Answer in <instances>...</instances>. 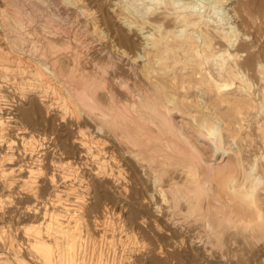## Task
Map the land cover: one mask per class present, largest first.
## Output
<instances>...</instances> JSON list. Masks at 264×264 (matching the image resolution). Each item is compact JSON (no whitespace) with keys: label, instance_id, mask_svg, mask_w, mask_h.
<instances>
[{"label":"bare ground","instance_id":"bare-ground-1","mask_svg":"<svg viewBox=\"0 0 264 264\" xmlns=\"http://www.w3.org/2000/svg\"><path fill=\"white\" fill-rule=\"evenodd\" d=\"M25 1L0 0V264H140L141 260L144 264H168L162 257L181 264L161 248L156 254L159 259H151L154 250L148 251L145 238L119 217L126 209L130 181L127 170L109 157L108 144L130 150L143 175L139 185L145 182L153 191L150 202L159 199L166 205L162 208L155 203L157 215L165 218L167 228L182 235V242L187 239L201 263L211 264L216 258L206 248L215 245L226 248L227 252H217L223 264H264V255L254 259L253 247L257 245L254 239L264 235V169L259 172L254 159L245 167L247 159L236 143L243 130L254 126V137L259 138V142L254 139V151L264 150V12L251 18L255 37L248 44L229 19L222 23L208 13L213 7L225 6L227 0H198L203 4L199 8L193 0L121 1L120 14L124 11L133 14L135 22L157 25L158 34L150 32L145 37L154 58L144 48L138 56L147 59V66L159 65L158 71L164 75L171 68L173 81L178 76L177 65L183 72L190 69L191 88L215 98L237 117L235 128L226 134L227 126L213 112L193 117L191 125L175 121L184 114L178 98L152 79L145 66H136L134 60L125 62L132 53L126 34L117 30L108 34L111 28H105L104 34L92 25L89 32L97 38L92 41L107 38L108 47L97 52L104 59L89 58L91 39L81 40L73 34V47L49 39L60 33L67 42L71 32L45 16L46 8L38 5L51 1L56 6H72L73 0L68 4L66 0ZM139 1L149 4L142 6ZM243 2L233 3L236 9L230 7L234 15L237 10L246 14ZM103 8L99 5L97 9L103 14ZM75 14L83 16L82 12ZM153 14L156 16L148 17ZM36 15L46 17L40 30L48 38L25 42V35L15 34L10 40L12 30L16 33L25 23L32 24ZM10 50L23 57H13ZM64 58L71 63L69 69L78 72V83L64 75L60 65ZM169 58L173 64L166 62ZM121 66L133 73L137 69L146 84L132 90L130 85L135 88V84L120 73ZM25 101L62 123L73 121L77 151L72 156L62 151L57 136L51 138L45 131L31 128L32 122L46 125L47 120H39L31 107L23 110L20 103ZM247 117L250 120L244 126ZM161 133L168 139L159 138ZM172 139L179 142V149L172 150ZM48 150L55 158L49 162ZM172 158L181 163L169 164ZM93 179L109 182L110 198L98 201L102 203L101 215H96L97 204L87 192ZM58 181L66 198L58 193L45 202L49 186ZM91 209L95 210L93 216ZM235 246L245 248L240 256L232 252ZM192 263L197 261L188 262Z\"/></svg>","mask_w":264,"mask_h":264},{"label":"rangeland","instance_id":"rangeland-1","mask_svg":"<svg viewBox=\"0 0 264 264\" xmlns=\"http://www.w3.org/2000/svg\"><path fill=\"white\" fill-rule=\"evenodd\" d=\"M28 1H30V0H27L25 2H28ZM68 1L69 0L65 1V2H67L66 4H68ZM76 1H78V0L72 1L75 3V5H72L73 7L70 4L65 6L64 5L65 3L56 6L51 1H47V3L43 4V5L38 3L39 6L44 7L43 9L46 8L45 9L46 10L45 16H48V18H51V20H53V21H58V23L63 24L62 26L68 28L71 32L70 36H69V40H68L70 42H68V41L64 42L68 38L65 39L64 36L60 33L54 34L51 37H49L50 40H52L53 42H56L57 44L69 43V45L71 47H73L74 46V42H73L74 40H73L72 36H73V34H76L75 35V37L77 36L76 38H79L81 40L87 39V41H89V39H91L89 41V42H91L92 40H95V38H96L91 32H89V29L92 28L93 26H95L96 29L103 31L104 34L105 33L107 34L106 29L109 30L110 28L112 30L110 29L111 31L108 32V34L112 33L114 30L119 31L121 34L122 33L126 34L130 38V41L132 43V53L128 56L129 61H127V58L125 57V62L130 63L131 61L134 60L136 66H138V67L139 66H141V67L145 66L144 68L148 69V72L150 71V76H152L151 77L152 79H155L167 91H169L170 94H172L174 97L178 98L179 102L182 105V109H183L184 114L183 115L179 114L178 116H176L175 121L179 122L182 125H191L193 122V120H192L193 117L200 118L201 116L209 115V113L213 112L214 114L218 115L222 119L223 123H225V125L227 126L226 132H225L226 134L229 133L230 129L235 128L237 117L235 118V116L233 115V112L229 108H226L225 105H220V103H218V101L215 98H212V97L207 96L205 94L203 95L198 90L191 88V85L188 81V76L190 75V72H191L190 69L187 70L188 68H186V70L184 69V72H183V70H182L183 68L181 67V65H177L175 68L176 69L175 72L178 76H177V79H175L173 81L172 80L173 75L171 74V71H172L171 68L168 70L170 74L168 72H165V75H164L160 71H158L160 69L159 65L157 66L155 64L154 65L151 64L150 66H147V64H146L147 59L145 60L144 58H141L138 56V53L142 54V52H143L142 49L144 48V52L148 53L149 57H151V59L154 58L153 57L155 55L154 50H153V48H152V50H150L151 47L149 46V41H147L146 38H147V34L150 32H154L156 35L158 34V33H156V31L158 30L156 28L157 25H153L149 22L148 23L146 22L144 24L141 23L140 21L135 22V20H134L135 16H132L133 14H127L124 11H121V14H120L121 6L123 5V3L121 2L122 0H111V1L110 0H96L95 2H90L91 0H80L78 2H76ZM197 1L193 0L195 6H197L198 8L200 6H203V4H200V2L199 1L197 2ZM237 1L238 0H229V1L227 0L226 5H225L226 7L225 6L213 7V8L208 10L209 11L208 13L210 16H212L213 20L214 19L219 20V21L222 20L221 21L222 23H224L227 19H229L228 21L231 22L234 26H236L240 36L243 35L242 39L246 40L247 43L249 42L248 44H251L253 38L255 37V31H254L255 29L253 30V24L251 22L252 21L251 18H253V16L254 17L257 16V13L264 12V0H246V1L241 0V1L245 2L246 14L243 13V11L237 10V13L234 15L232 13V11L230 10V7H233L234 9H236L237 5H234L233 3L236 4ZM146 2H148V1H144V2L139 1V2H137V4L140 5V3H141L142 6H145V4L146 5L149 4ZM50 3H52L53 5ZM99 5L100 6L102 5V7H104L103 8L104 9L103 14L97 9ZM76 7H77V9H76ZM76 11L82 12L83 16L82 15L77 16L75 14ZM159 11H157L155 14L157 15V13ZM32 13H33V11L31 12V14ZM247 13H248V15H247ZM155 14L150 15L148 17L153 18L154 16H156ZM45 16L39 17L36 15L35 22H33L32 24L25 23V26L22 28L23 30L20 29L16 33H13V30H12L11 34L8 35V36H11L10 40H12V36H14L16 34V35H19L22 37H24V35H25L26 36V38L24 37V39H26L25 42H28V41L30 42V41L36 39L35 37H38L37 40H40V42H43L44 37L48 38L47 37L48 35L46 36L40 30L41 26L46 21ZM124 19L126 21H124ZM42 21H44V22H42ZM132 22L134 24L131 25ZM26 24H27V26H26ZM31 27H33V28H31ZM127 27H130L129 30ZM175 27H176V25H175ZM254 28H255V26H254ZM31 29H33L35 31L32 35L30 34ZM140 31H141V33H139ZM22 32H23V34H19ZM28 32H30V33H28ZM140 34H142V35H140ZM27 36H29V37H27ZM32 36H33V38H32ZM142 37H143V39H142ZM101 41H95V42L92 41V43H91L92 44L91 54L89 55V58L92 57L94 59H97V57H98V58L104 59V56L103 55L101 56L97 52L101 51L102 49H107V47H108V44H106L107 38H103ZM9 54L12 55L13 57L14 56L23 57V55H21L19 52L15 51V50H13V51L10 50ZM151 59L149 58L148 60H151ZM169 59H167L166 62H168V64H173L172 63V62H174L173 58H169ZM149 62H152V61H149ZM68 63H69V65H68ZM60 65H61L63 71L65 72L64 73L62 71L64 73V75L66 77H70V80H72V82L78 83V74H77L78 72H75V71L72 72L70 70L71 69L70 61H68L65 58L61 59ZM65 66H67V67H65ZM178 66L181 69L178 68ZM136 70H134V73H133V71H130L131 72L130 73V72H128L126 66H121V70H120L121 71L120 73L122 75L124 74L123 76L126 75V77L129 79V81L131 80L130 82L131 83L133 82L135 84V88L133 87V85H130L132 87V90L136 89V87H139L140 83H141V86L143 84H146L144 82L145 79L142 78V74H140L138 72V70L136 72ZM154 70H157L158 74L153 73L152 71H154ZM187 71H189V74ZM128 73H129V75H127ZM183 73H186V74H183ZM130 74H132L134 76L132 77V75H130ZM161 74L163 75V77ZM135 75H136V77H135ZM166 75H167V77H166ZM169 75H170V77H169ZM186 77H187V80H186ZM138 80H141V81H138ZM137 82H138V84H137ZM20 104L22 105V109L25 111L31 107V105H29L30 102L27 103V101L22 102ZM30 109H32L36 113V115H39L42 117V118H40L39 116H37L39 120H47V124H46L47 127H46V125H44L42 123H38L35 126L34 123L32 122L30 124L31 128H33L38 133H43L45 131L47 133V135L51 138H54L57 136L56 138H58L57 140H58L60 147H62V151H64L67 155L72 156L73 153L77 151L76 150L77 145L73 141L74 138L76 137V134H75L76 129L73 125H71V122H73V121L66 120L67 123L66 122L62 123L61 121L54 119L50 115H48V113H46L44 109L39 110V109L34 108V107H31ZM43 113H44V115H43ZM247 120H250V119L248 117L246 118V121L243 122L244 126H246V124L248 123ZM253 127L254 126H252V130H249V129H246L247 131L243 130V132L240 134V137L236 140L237 141L236 143L240 145V149L238 150V152L240 154H242L243 157H246V159L249 161L248 162L247 160H245V162H244L245 167H247V165H250L252 162H255L254 160H257V164H258V168H259V169L258 168L257 169L259 170V172H261V168H262V170L264 169V164H263L264 163V150L255 149L256 151H254V139L256 140V142H259V138L257 136L254 137V128ZM43 129H45V130H43ZM247 133H249V134H247ZM161 137L164 140L168 139V136L165 134L163 136L162 133L160 134L159 138H161ZM172 140H173L172 150L179 149L181 147L179 142L175 139H172ZM175 145H176V147H175ZM108 146H109V148H108ZM106 150L109 151L108 152L109 157L112 155L111 158H116L115 159L116 162H119V164L122 165V167L125 169V171L127 170L126 174L129 176V177L128 176L127 177L129 179V181L131 182V183L129 182L127 184V190H128V193H127L128 199L127 200L128 201L127 200L125 201L126 209H125V211L120 212L119 217H121L122 219L125 220L127 226L132 227L133 229H135V231L137 230L138 233L136 232L135 234H140V237L142 236L141 238H143V239L145 238L143 243L145 245H147L148 251L154 250L153 251L154 253L152 252L153 254L151 253V255H150L151 259L156 258V257H157L156 259H159L158 258L159 255H156V254H157V250L159 248H161V250L164 251V253L166 252V254L175 255V257L179 261H181V264H188V262L190 263L191 261H194V260L197 261V264H203L200 262V259H201L200 256L195 255V252L193 251L194 249H191L189 247V245L186 244L187 239L183 238L184 241L182 242V240L180 239V237H182V235L178 234V232H176V231H172L171 229L167 228V226L165 224V218L163 219V216L161 217V216L157 215V213L155 211L156 210L155 203L160 204L162 208H165L166 205L164 203H161V201L159 199H156L155 202H154V200H153V202L152 201L150 202V198H148V197H150V194H152L153 191H151L150 185L149 184L146 185L145 182L144 183L142 182L143 184L139 185V180L143 177V175H141V172L138 169L139 167L137 166L134 159L130 155V152H129L130 150H127L125 147H122V146L111 147V145H109V144L107 145ZM111 152H112V154H111ZM256 152H257V154H256ZM47 153H48L47 154V159H48L47 161L49 162L51 159L54 158V155H53L51 150H48ZM127 154H128V156H127ZM167 162L169 164H173V165H176L177 163H181L180 161L173 159V158L171 159V162H170V160H168ZM182 163H183V161H182ZM135 179H136V181H135ZM91 181H89L90 189L87 192L90 193V196H93L92 200H95V201L92 202V200L91 201L88 200V203L92 202L94 204L96 202L97 206H94V209L98 210V211L96 210V212H95V210L91 209V211L93 210V212H91V214L93 213L91 216H93L97 212L98 213L96 215H98V214L101 215V213L103 212L101 210L102 209V203L104 202L105 199L110 198V191L108 192V190H107V183L109 184V182H107V183L105 181L99 182L96 179H93ZM98 184H101V185H98ZM99 186H100V188H99ZM64 192H65V189L63 188V184H61L60 181H58V184H56L55 186H53V187L49 186L48 190L46 191V193L44 195L45 198H43V200L47 201L48 198L53 199V196L58 194V193L64 199V198H66V195H64ZM97 197H98V199H97ZM68 198L70 199V201L73 200V195H69ZM100 198L101 199L103 198V199L101 200ZM144 200H145V202H144ZM98 201L99 202L103 201V202L99 203ZM47 205H49V204H47ZM91 207L92 206H89L88 208L90 209ZM96 207H98V208H96ZM262 213L264 215V212H262ZM153 219L155 221H157V223H159V225L161 226V229H157L154 226V224H153L154 220ZM144 221H146V222H144ZM25 222L27 223V220H25ZM26 223L23 222V224H26ZM145 223H147V224H145ZM139 229H141L143 232L140 233ZM260 235H261L260 237H261L262 242L259 241L258 238H260V237H258L257 238L258 241H257V239H254V244H257V245H253L254 253L256 254L254 259H256V260H259L260 259L259 257L264 255V250H263L264 249V240H262V239H264L263 238L264 235L261 233H260ZM259 244H261V245H259ZM259 247H261V248L259 249ZM206 248L207 249L210 248L208 251H210L211 254L216 256V258L213 259L212 261L210 260L209 263L210 262H212L211 264H221V263L223 264L224 263V262H220L218 254H220L219 253L220 251H223V253L227 252L226 248H224V250H223V248H221V247L219 248V246H215V245H207ZM243 248L244 247L238 248L235 246L231 249H232V252L234 254H236L237 256H240L241 249L243 250ZM231 249L229 251H231ZM235 250H236V252H235ZM261 250L263 251V253ZM217 252H218V254H217ZM144 256H146V255H144ZM162 258H164V257H162ZM162 258H160L161 261L163 260L162 262L171 264L170 261L165 260V258L164 259H162ZM151 259H150V257H148L147 260L151 261ZM141 261L142 262L140 264H142V263L144 264L145 261H143V260H141Z\"/></svg>","mask_w":264,"mask_h":264}]
</instances>
